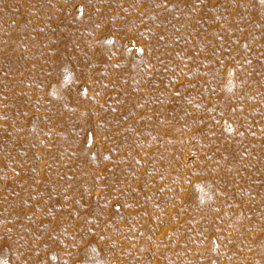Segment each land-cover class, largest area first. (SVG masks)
Wrapping results in <instances>:
<instances>
[{"label": "rangeland", "instance_id": "374dc122", "mask_svg": "<svg viewBox=\"0 0 264 264\" xmlns=\"http://www.w3.org/2000/svg\"><path fill=\"white\" fill-rule=\"evenodd\" d=\"M0 264H264V0H0Z\"/></svg>", "mask_w": 264, "mask_h": 264}]
</instances>
